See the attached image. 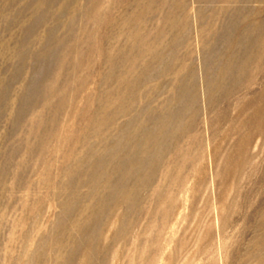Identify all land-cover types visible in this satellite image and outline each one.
I'll list each match as a JSON object with an SVG mask.
<instances>
[{"label": "rangeland", "instance_id": "1", "mask_svg": "<svg viewBox=\"0 0 264 264\" xmlns=\"http://www.w3.org/2000/svg\"><path fill=\"white\" fill-rule=\"evenodd\" d=\"M0 264H264V0H0Z\"/></svg>", "mask_w": 264, "mask_h": 264}]
</instances>
